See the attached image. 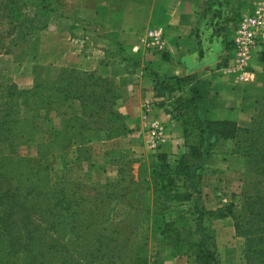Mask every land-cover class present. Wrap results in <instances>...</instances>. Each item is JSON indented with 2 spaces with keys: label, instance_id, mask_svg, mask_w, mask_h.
<instances>
[{
  "label": "trees",
  "instance_id": "obj_1",
  "mask_svg": "<svg viewBox=\"0 0 264 264\" xmlns=\"http://www.w3.org/2000/svg\"><path fill=\"white\" fill-rule=\"evenodd\" d=\"M60 3L0 0V54L3 50L11 52L6 48L9 36L19 29L36 30L49 15L58 14ZM219 4L223 6L222 1ZM29 10L31 13H26ZM240 16L233 14L228 25ZM128 56L126 61L138 67L140 57ZM143 72L154 84L159 107L178 122L183 153L173 162L169 155L158 154L150 162L149 179H135L126 167L131 161L117 160L118 179L96 185L99 187L81 181L52 183L51 174L59 166L53 154L54 128L48 117L53 107L77 101L82 116L71 117V142L89 129L126 132L123 117L113 111L120 98L114 81L65 68L49 87L42 88L37 79L31 89L0 85V264H87L91 260L94 264H150L145 247L144 255L135 253L129 239L148 232L160 236L157 254H167L161 264L176 258L190 259L193 264H219V251L208 226L227 218L233 219L238 234L246 237L249 259L255 256L262 264L264 237L257 234L264 233V194H245L240 206L229 204L208 210L193 182L198 169L200 184L207 174L203 165L215 156L210 152L222 146L226 154L246 159L248 174L264 178V97L255 104L251 126L243 128L233 121L204 117L198 106L201 96L191 85V78L162 77L151 65H146ZM61 82L67 84L68 92H62ZM186 91L191 96H185ZM18 138L35 142L38 154L9 153V142ZM114 203L127 212L123 223L132 222L131 232L126 225L128 238L124 240L120 236L117 239V231L112 228L122 221H110L107 213ZM74 227L82 232L81 238L64 243L68 229ZM96 231L89 243L87 235Z\"/></svg>",
  "mask_w": 264,
  "mask_h": 264
},
{
  "label": "crops",
  "instance_id": "obj_2",
  "mask_svg": "<svg viewBox=\"0 0 264 264\" xmlns=\"http://www.w3.org/2000/svg\"><path fill=\"white\" fill-rule=\"evenodd\" d=\"M259 2L264 0H80L76 18L58 19L52 33L53 58L41 56L31 67H48L53 74L47 77L53 80L70 67L114 81L120 98L113 111L123 117L127 128L126 132L89 129L71 142V117L82 116L80 103L70 101L53 107L48 117L54 128L53 154L68 180L95 185L114 182L118 179L116 161L121 158L139 160L137 175L149 179L150 162L158 154L175 158L182 151L184 141L176 122L155 104L154 84L143 72L146 65L162 77L191 78L201 96L198 106L204 117L249 127L255 104L264 96V44L252 55L248 75L232 72L228 46H232L230 29L234 24H229V29L228 22L233 14L252 12ZM155 28L162 29L165 36L162 53L144 46L146 33ZM47 41L42 40L40 54L46 52ZM126 53L140 57L138 67L126 61ZM61 90L68 92L67 84H62ZM185 96L191 93L186 91ZM148 100L152 103L144 110ZM158 120L164 122L167 133L152 149L147 130ZM216 156L207 166H219ZM153 235L160 240L159 234ZM162 264L188 262L187 258H177Z\"/></svg>",
  "mask_w": 264,
  "mask_h": 264
},
{
  "label": "rangeland",
  "instance_id": "obj_3",
  "mask_svg": "<svg viewBox=\"0 0 264 264\" xmlns=\"http://www.w3.org/2000/svg\"><path fill=\"white\" fill-rule=\"evenodd\" d=\"M79 1L80 0H60L62 4L60 3L61 7H59L58 14L49 15L47 21L43 22L39 28L30 31L27 30L23 31L22 29H19L16 31L13 37L9 36L7 38L6 43L8 44L6 48L9 49L11 52L8 53V51L6 52L3 50L0 54V85L3 86L16 85L19 89L23 90V89H31L35 84L34 79H37L38 85H41L42 88L49 87L50 85L49 83L51 81H55L53 79L48 78L49 75L53 74V70L50 71L48 67L41 66L39 64L35 65L32 68L31 63L33 61H39L38 59L41 56H46L47 59L53 58L55 37L53 36L52 33L55 30L56 21L61 18L63 19L76 18L79 9ZM243 12L245 11L240 12L241 16ZM26 13H31V11L29 10ZM239 20L240 19L234 21L232 24L236 25V23ZM229 29H230V25H229ZM230 30L232 31V29ZM25 34H27L26 37ZM46 38H48L47 41L48 45L45 50L46 52L40 54L38 51L40 49L41 42L42 40L44 41V39ZM128 57H130V55ZM32 81L33 83H31ZM62 84H66V83L65 82L59 83L60 89ZM176 95L177 94H173V97H175ZM24 101H27V99ZM150 103H152V101L150 100L144 103V110L149 109L148 105ZM159 103H161L160 100L155 102L156 105H158ZM42 113L45 114L44 112ZM158 121L164 127L165 130L164 137H166L167 132H166L165 124L160 120ZM251 124L252 122L250 121L249 127L251 126ZM174 126L178 129V122H176ZM230 143L231 142H229L228 144L229 146ZM222 147H219L218 149L213 150V152H210V155H214V154L215 156L218 155L216 156V159L218 160V162H220V164L217 168H211L207 166V164H204L203 167L204 170H206L207 174L203 177L202 181H199L200 184L197 183L198 180L197 176H199L198 169L195 171L196 178L194 179L193 182L195 183V187H196L195 190L199 191L200 189L201 192L200 199L202 201L203 207L208 210L216 209L218 207H222L229 204L240 206L242 203V196H244L245 194H251V195L264 194V178L257 176L255 174H248L246 159L238 155L226 154L225 150H223L224 148ZM183 150L184 147L182 151L176 155V157L180 156L183 153ZM7 151L11 154H20L26 156H36L38 154V150L35 142L28 143L26 140L19 138L12 139L9 142ZM121 159L125 161L126 160L131 161V163L126 165V167L130 171L131 175L135 179H137L139 177L137 175V172L139 169L140 161L132 158H121ZM170 160L173 162L174 157H170ZM57 165L59 167L51 174L52 183L61 185L66 181H70L68 180V177L64 169L60 168L61 165L59 164ZM209 175L212 177L206 179V177H208ZM81 182L85 183L83 181ZM85 184L90 187H99L96 186L95 184H90V183H85ZM91 195H93V193H91ZM107 213H109L110 221L111 220H114L116 222L122 221L121 225L115 224L112 227L117 231V234H115L117 239L119 236L121 240L128 238V234L126 233V225L128 226L129 232H131L133 229L131 227L132 222H127L126 225L123 223L124 216L127 213L124 207L121 204L114 203L112 206H110V210L107 211ZM234 226H235V222L231 218H227L225 220H218L217 222L213 221L208 226L209 235H211L214 238L217 245V249L219 251V255H220L219 264H261V262L259 261L260 258L256 259L255 256H253L251 260L249 259V256L246 252V247H247L246 237H244L241 234H238ZM97 231L95 234L90 233L89 235H87L89 238V243L93 241V238L94 236H96ZM65 232H63L62 234H64ZM109 232L110 231H108V233ZM261 232L262 231H260L257 234V237L260 236L264 237V233L260 235ZM81 236H82V232L79 229H77V227H74L72 229L69 228L66 233V238L64 236L63 241L64 243H67L68 241L74 240L75 238H81ZM129 239L131 240L130 247L132 249H135V253L144 255L143 248L145 247V250H147L146 254L149 257L150 264H161V261L167 258V254L165 252L162 253L159 252V254H157L159 251L158 244L160 240H157L152 232L142 233L138 236L137 234H134L131 235ZM62 247H64V245L60 246L59 249L63 250ZM187 262L188 264H193L192 260L190 259L189 260L187 259ZM87 264H94V263L91 260V261H87ZM262 264H264V256H263Z\"/></svg>",
  "mask_w": 264,
  "mask_h": 264
},
{
  "label": "built area",
  "instance_id": "obj_4",
  "mask_svg": "<svg viewBox=\"0 0 264 264\" xmlns=\"http://www.w3.org/2000/svg\"><path fill=\"white\" fill-rule=\"evenodd\" d=\"M232 31L233 50L228 68L232 72H239L241 77H244L249 73L252 55L264 44V2L257 3L252 12L242 14ZM143 40L145 49L148 51L162 53L166 49L165 36L160 28L150 29ZM164 131L159 121L150 125L147 135L152 149H156L164 140Z\"/></svg>",
  "mask_w": 264,
  "mask_h": 264
}]
</instances>
